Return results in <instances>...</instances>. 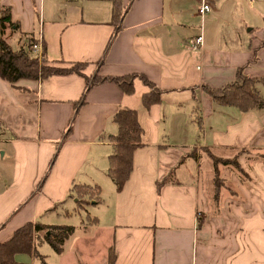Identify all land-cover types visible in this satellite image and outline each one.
<instances>
[{
    "label": "crops",
    "instance_id": "1",
    "mask_svg": "<svg viewBox=\"0 0 264 264\" xmlns=\"http://www.w3.org/2000/svg\"><path fill=\"white\" fill-rule=\"evenodd\" d=\"M206 1L202 19L201 0H121L116 31L113 0H0V39L27 48L37 22L47 65L86 64L84 76L15 85L0 77V244L30 222L75 227L61 254L37 234L17 262L50 264L56 254L54 264H109L113 252L114 264H264V109L219 106L204 91L234 83L240 69L264 77V0ZM4 9L11 22L1 21ZM202 32L204 46L192 52ZM96 75L138 77L130 95L110 80L86 92ZM140 76L164 93L149 111ZM257 88L264 99V84ZM124 108L138 112L145 136L118 192L107 176L109 137ZM206 149L227 159L247 149L252 186L240 180L238 197L225 191L215 205ZM76 185L102 190L95 224L71 217Z\"/></svg>",
    "mask_w": 264,
    "mask_h": 264
},
{
    "label": "trees",
    "instance_id": "2",
    "mask_svg": "<svg viewBox=\"0 0 264 264\" xmlns=\"http://www.w3.org/2000/svg\"><path fill=\"white\" fill-rule=\"evenodd\" d=\"M123 15L121 0H113L112 25L115 26L116 31L121 27ZM1 21L11 22L9 9L3 10ZM35 43L36 40L31 38L27 48L14 50L5 40L0 39V77L2 79L15 85L20 80L44 81L57 75L78 74L84 76V70L86 69V64L84 63H75L64 67L41 66L39 59L32 57L34 53L32 47ZM137 77L138 75H129L105 78L96 75L92 79L87 78L86 92L110 80L116 83L125 94L130 95L134 93V80ZM140 77L151 88V91L145 94L142 99L143 108L149 111L154 105L161 103L164 93L150 83L146 77ZM260 83L264 84V77L250 79L240 69L234 83L220 89L204 87V91L219 106L235 107L244 113L260 111L264 109V99L257 88ZM83 103L84 99L76 104V108H79ZM113 122L118 128V132L116 135L109 137L113 151L108 158L107 176L115 184L117 191L121 192L133 172L134 153L143 146L145 130L136 110L120 109L115 114ZM206 153L213 165V199L215 205H217L220 201L221 190L224 187L219 166H231L239 173L247 174L239 160L244 153L248 154V150H240L233 159L217 157L209 149H206ZM166 183L163 182V184ZM158 186L160 188L161 184H158ZM73 192L76 196L78 207L89 205L92 201L97 202L99 197L95 198L102 194L101 188H93L86 185H76ZM74 232L75 227L73 226H45L30 222L18 229L11 240L0 244V264H27L17 262L15 257L18 254L31 255L33 253L34 240L37 234H42L40 237L41 243H47L55 253L61 254L66 241L74 235ZM115 258L116 255L113 252L110 253L109 264H114Z\"/></svg>",
    "mask_w": 264,
    "mask_h": 264
},
{
    "label": "rangeland",
    "instance_id": "3",
    "mask_svg": "<svg viewBox=\"0 0 264 264\" xmlns=\"http://www.w3.org/2000/svg\"><path fill=\"white\" fill-rule=\"evenodd\" d=\"M35 24H36V27L34 28L33 32L30 33L29 35H26L27 37L24 38V42L26 43V45L28 44V42L31 38L37 36V34H38V30H39L38 29L39 28L38 23L36 22ZM10 45L15 50H17L18 40L15 37L10 39ZM32 57L37 58L34 53H33ZM38 61L40 62L41 66L47 65L43 59L42 60L39 59ZM239 152L240 151H237L236 154L233 157H230L229 159H233ZM244 154H246V153H244ZM244 154L241 156V159L239 160L241 162V164H242V159H244ZM206 164H208L212 167L211 161L207 162V160H205V163L203 165H206ZM219 169H220V173H221V177H222V182L224 183V187L221 190L220 199H221V197H223L222 193H224L225 191H226V193L230 194L232 197H238V193L236 192L235 189L239 187L240 180L243 181V183H246L247 185H250L253 182V179L248 174H244L242 172L239 173L234 167L220 165ZM251 186L252 185H250V187ZM91 187L96 188L99 186L94 185ZM213 193H214V190H213ZM98 197H99V199L97 201V203H98L97 205L89 204V205H85L83 207H78L76 205L77 207H76L75 213L73 212V214H71V217L73 218L74 222H76V224H79L82 217L85 220V222L89 223L90 225L96 223L95 220H98V219L95 217V215L100 213L99 211H104L105 208H103V205L106 204V203L100 202L101 197H102L101 195L100 196L98 195L95 199H97ZM212 197H213V194H212ZM106 200L107 199L105 198V201ZM213 201H214V199H213ZM45 247H49V246L47 245ZM52 255H53L52 256L53 258L51 257L49 259H46L45 261L49 262L50 264H54L56 261L55 259H57V256H56V254H52ZM38 262H39V264H43L40 259Z\"/></svg>",
    "mask_w": 264,
    "mask_h": 264
},
{
    "label": "built area",
    "instance_id": "4",
    "mask_svg": "<svg viewBox=\"0 0 264 264\" xmlns=\"http://www.w3.org/2000/svg\"><path fill=\"white\" fill-rule=\"evenodd\" d=\"M260 0H248V2L250 4L257 2ZM211 11V7L210 5L207 3L206 0H201V4L198 7V14L200 15V17L202 19H204V17ZM204 46V35L203 32L195 37L194 39H192L189 43V49L192 52H197L200 51ZM32 50L34 52V54L36 55V57L40 60L43 59V44H42V37L40 36L39 40L36 41V43L33 45Z\"/></svg>",
    "mask_w": 264,
    "mask_h": 264
}]
</instances>
